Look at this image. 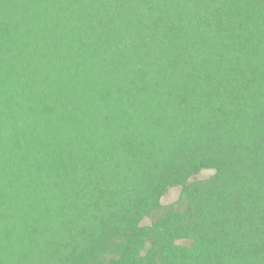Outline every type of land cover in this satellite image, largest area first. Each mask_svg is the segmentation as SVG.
Wrapping results in <instances>:
<instances>
[{
    "label": "trees",
    "instance_id": "trees-1",
    "mask_svg": "<svg viewBox=\"0 0 264 264\" xmlns=\"http://www.w3.org/2000/svg\"><path fill=\"white\" fill-rule=\"evenodd\" d=\"M0 264H264V0H0Z\"/></svg>",
    "mask_w": 264,
    "mask_h": 264
},
{
    "label": "rangeland",
    "instance_id": "rangeland-1",
    "mask_svg": "<svg viewBox=\"0 0 264 264\" xmlns=\"http://www.w3.org/2000/svg\"><path fill=\"white\" fill-rule=\"evenodd\" d=\"M214 173L213 170H204L202 171L197 178L198 179H206L209 178ZM181 194V189L179 187L172 188L163 198H162V204L164 206L176 203L179 199ZM153 220V217L146 218L143 223H151Z\"/></svg>",
    "mask_w": 264,
    "mask_h": 264
}]
</instances>
